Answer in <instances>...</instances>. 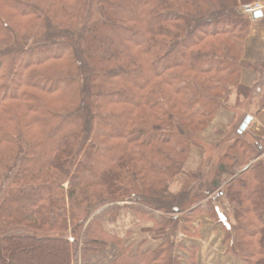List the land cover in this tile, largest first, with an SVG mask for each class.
Listing matches in <instances>:
<instances>
[{"label": "trees", "instance_id": "obj_1", "mask_svg": "<svg viewBox=\"0 0 264 264\" xmlns=\"http://www.w3.org/2000/svg\"><path fill=\"white\" fill-rule=\"evenodd\" d=\"M255 1L0 0L8 264H202L178 238L203 217L234 260L264 264V140L239 132L248 114L211 180L185 170L219 111L252 95L242 71L262 75L244 60ZM124 212L156 247L111 227Z\"/></svg>", "mask_w": 264, "mask_h": 264}, {"label": "rangeland", "instance_id": "obj_2", "mask_svg": "<svg viewBox=\"0 0 264 264\" xmlns=\"http://www.w3.org/2000/svg\"><path fill=\"white\" fill-rule=\"evenodd\" d=\"M249 5L260 6L264 12V5L259 2V0H256ZM244 8L243 12L245 13ZM87 19L88 15L86 11L85 13L82 12L80 25L83 26ZM256 62H261L264 64V59L262 61ZM246 70L253 72L257 76L254 85L251 87L244 85L241 82L242 85L254 90L252 95H250L249 99H243L240 107L234 106V98L236 97V95H234L231 99V103L229 104L230 107L232 106V109H221L210 127L198 136L197 139L201 146L195 145L191 147L188 160L185 165L187 174H195L202 168V170H207L208 180H211L215 174V168L219 162L220 156L233 142L234 135L239 127L240 121L247 114L253 118V121L245 131L247 132L245 140L249 143H253L255 138H261L264 140V109L262 112H259V110L262 108V105L264 104V79L262 78V75H264V65L258 66L257 69L262 75H259V73L247 68ZM261 78L262 81L260 80ZM242 124L243 123H241L240 128ZM220 141H222L221 145L216 147V144ZM201 147H203L205 150H203ZM262 158L264 159V156ZM184 181H186V178L180 177L174 185L173 190L178 191L183 185ZM6 191L7 190H5V186L0 185V201L3 199ZM122 216V221L118 222L116 225H111V227L116 230L117 233L123 237L129 236V242L133 243L134 245L138 246L141 242L147 240L149 241V244L147 243L145 247L142 245V247H156L157 243H154L151 240L153 235L144 234L142 232V228L152 226L151 223H143L138 221L134 214L130 212H124ZM199 221L201 222L200 225H198ZM199 221H197L198 238L191 239L185 238L183 235L179 236L178 239L183 243L184 247H189L196 244L200 250L199 256L202 264H243L240 261L234 260L226 252V249L222 246V232H218L208 218H199ZM178 254H180L183 258L186 257V251L180 250L178 251ZM25 259L28 262H31L33 258L30 254H26ZM0 264H8L3 254L1 241Z\"/></svg>", "mask_w": 264, "mask_h": 264}, {"label": "crops", "instance_id": "obj_3", "mask_svg": "<svg viewBox=\"0 0 264 264\" xmlns=\"http://www.w3.org/2000/svg\"><path fill=\"white\" fill-rule=\"evenodd\" d=\"M264 5V0H259ZM264 19V17L262 18ZM262 19L253 20L252 27L245 42V56L247 62L262 61L264 59V23ZM257 76L244 69L242 71L241 82L249 87L253 86Z\"/></svg>", "mask_w": 264, "mask_h": 264}, {"label": "water", "instance_id": "obj_4", "mask_svg": "<svg viewBox=\"0 0 264 264\" xmlns=\"http://www.w3.org/2000/svg\"><path fill=\"white\" fill-rule=\"evenodd\" d=\"M263 17H264V12H263V11H258V12H256V13L253 15V19H254V20L262 19ZM252 121H253V118L250 117V116H248V117L245 119L244 123L242 124V126H241L239 132H240V133L245 132V131L248 129L249 125L252 123Z\"/></svg>", "mask_w": 264, "mask_h": 264}, {"label": "built area", "instance_id": "obj_5", "mask_svg": "<svg viewBox=\"0 0 264 264\" xmlns=\"http://www.w3.org/2000/svg\"><path fill=\"white\" fill-rule=\"evenodd\" d=\"M259 10H262V8H260V6H256V5H248L244 8L245 13L247 15H249L250 17H252L253 14H255Z\"/></svg>", "mask_w": 264, "mask_h": 264}]
</instances>
